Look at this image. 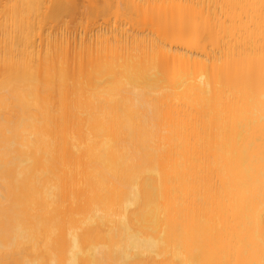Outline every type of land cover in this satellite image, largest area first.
Listing matches in <instances>:
<instances>
[{"label":"bare ground","instance_id":"1","mask_svg":"<svg viewBox=\"0 0 264 264\" xmlns=\"http://www.w3.org/2000/svg\"><path fill=\"white\" fill-rule=\"evenodd\" d=\"M0 264H264V0H0Z\"/></svg>","mask_w":264,"mask_h":264}]
</instances>
